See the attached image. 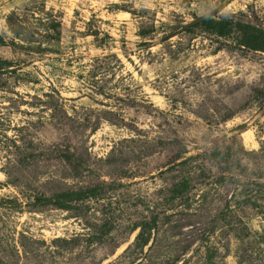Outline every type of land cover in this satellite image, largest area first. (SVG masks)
Returning <instances> with one entry per match:
<instances>
[{
  "label": "rangeland",
  "instance_id": "obj_1",
  "mask_svg": "<svg viewBox=\"0 0 264 264\" xmlns=\"http://www.w3.org/2000/svg\"><path fill=\"white\" fill-rule=\"evenodd\" d=\"M224 3L215 17L264 28V0H0V35L26 49L0 47L14 62L0 74V264H101L136 230L150 238L154 219L148 252L135 242L111 264H264V189L214 184L209 158L162 172L264 102L250 94L264 88V54L184 35ZM51 22L59 52L34 60L27 44L46 47ZM225 104L240 116L223 123ZM238 141L260 151L264 118ZM185 179L189 195L172 201ZM96 188L77 211L28 208L39 195Z\"/></svg>",
  "mask_w": 264,
  "mask_h": 264
},
{
  "label": "trees",
  "instance_id": "obj_2",
  "mask_svg": "<svg viewBox=\"0 0 264 264\" xmlns=\"http://www.w3.org/2000/svg\"><path fill=\"white\" fill-rule=\"evenodd\" d=\"M182 29H185V27ZM48 31L49 34L47 35L46 47L34 43L27 44L30 54L34 56V60L35 57L38 59L39 57L57 54L59 52L58 45L62 41L63 37L61 25L51 22L49 24ZM90 34L94 35L100 45H105L107 40H111L109 36H104L100 39L99 33L97 32H91ZM156 34L157 31L155 28L140 31V36L143 38ZM184 35L190 36L191 38L205 37L213 40L219 45L217 49L218 51L227 49L241 53L264 54V28L236 19V15L214 17L194 26L193 28L185 30ZM19 36L20 35L18 34L16 35L18 38ZM6 46L12 47V44L6 43L3 36L0 35V47ZM13 47L26 52L24 45H14ZM13 65L14 62L12 61L0 60V74H3L2 72L12 68ZM250 94L251 100L254 102L253 104H258L261 102L262 97H264V88H253L251 89ZM240 101H244V99L239 98L236 103ZM249 102L250 101H247V103ZM224 109L225 116L222 119L223 123L236 119L241 114V110L234 111L226 104ZM208 158L214 161L220 169V173L214 177L216 178V183L214 182V184L232 186L233 189H264V147H262L258 152H249L242 144L239 143L238 137L213 149L212 151L206 152L201 156L193 158L188 162L167 171L166 174L188 165L189 162H195L197 160ZM65 159L69 163L74 161L73 155L66 156ZM27 160L29 159H24L23 161H20V163ZM74 162L77 168H82L84 171L89 172L83 167V163L78 160H75ZM251 163H261V166L257 167L255 171H252L249 168ZM190 189L191 184L189 180L185 179L181 183H178L172 190V201H177L178 199L187 197L190 193ZM103 191L104 190L100 188L54 191L51 195L45 194L35 197L34 203L32 205H28V208L32 212L50 208L66 212L77 211L79 208L78 205L83 204L91 198H99ZM13 205L14 208H21V204L17 201L13 202ZM108 224L109 223L104 224L106 234L110 233L112 230V227H107ZM110 225H112V223H110ZM141 226L145 229L144 225ZM137 227H134V229ZM147 228L149 229L150 238H144V234L141 233L136 241L138 246L140 245L143 247V252H145V248L150 243L154 234L156 237V233L153 230L157 228V220L154 219L150 225H147ZM92 242L93 240L91 243ZM175 262V264H178L181 261L176 260Z\"/></svg>",
  "mask_w": 264,
  "mask_h": 264
},
{
  "label": "water",
  "instance_id": "obj_3",
  "mask_svg": "<svg viewBox=\"0 0 264 264\" xmlns=\"http://www.w3.org/2000/svg\"><path fill=\"white\" fill-rule=\"evenodd\" d=\"M231 0H227L229 2ZM226 6V3L218 7L217 9L211 11L210 13L192 21L188 25L185 26V29L183 31L193 28L194 26L203 23L209 19L214 18L224 7ZM264 118V102L263 104L256 110V112L251 115L246 121L241 123L240 125L233 127L231 129H225V130H219L214 133V136L209 140L208 146L203 150L193 149L189 150L185 153L178 154L177 157L173 160L172 163H170L168 166H166L162 172H167L185 162H188L189 160L196 158L198 156H201L205 154L206 152L212 151L213 149L219 147L220 145L227 143L234 138H237L239 136H242L243 134L250 131L252 128H254L262 119ZM87 169L86 167H84ZM88 170V169H87ZM140 229L136 230L130 237L129 241L125 244H123L121 247L118 248V250L114 253L112 257L107 259L106 261L102 262L101 264H111L112 262L116 261L119 257H121L128 248L133 245L140 234ZM155 240V234L153 235L150 243L145 248V254L148 252L149 248L152 246L153 242ZM142 259L139 261L141 262ZM178 264H183V262H179Z\"/></svg>",
  "mask_w": 264,
  "mask_h": 264
}]
</instances>
